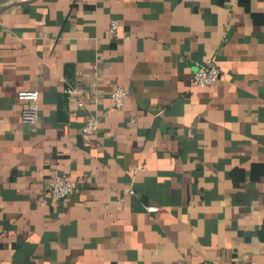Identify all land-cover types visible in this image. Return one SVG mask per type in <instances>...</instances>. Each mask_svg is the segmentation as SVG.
<instances>
[{
	"label": "crops",
	"instance_id": "crops-1",
	"mask_svg": "<svg viewBox=\"0 0 264 264\" xmlns=\"http://www.w3.org/2000/svg\"><path fill=\"white\" fill-rule=\"evenodd\" d=\"M0 264H264V0H0Z\"/></svg>",
	"mask_w": 264,
	"mask_h": 264
},
{
	"label": "built area",
	"instance_id": "built-area-1",
	"mask_svg": "<svg viewBox=\"0 0 264 264\" xmlns=\"http://www.w3.org/2000/svg\"><path fill=\"white\" fill-rule=\"evenodd\" d=\"M120 25L117 21H112L110 31L115 35ZM220 68L215 60L208 61L204 66L198 69L191 81L192 86L205 88L214 85L220 78ZM20 101L27 102V106L22 111V122L25 124H37L40 118L39 109V92L22 91L18 94ZM129 97V91L118 86L111 93L112 109L116 110L124 106ZM99 128V119L90 116L82 128V137L88 138L95 136ZM46 194L55 199H64L76 190L74 182L66 174H55L46 182ZM133 194L132 190H129ZM158 208L149 206L147 211L150 213L157 212Z\"/></svg>",
	"mask_w": 264,
	"mask_h": 264
}]
</instances>
